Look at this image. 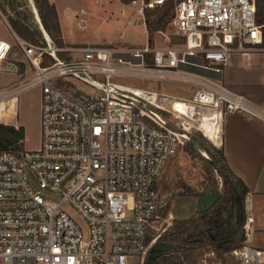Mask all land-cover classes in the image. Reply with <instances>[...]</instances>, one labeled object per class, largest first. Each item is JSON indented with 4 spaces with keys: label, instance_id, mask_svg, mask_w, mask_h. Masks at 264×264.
<instances>
[{
    "label": "built area",
    "instance_id": "1",
    "mask_svg": "<svg viewBox=\"0 0 264 264\" xmlns=\"http://www.w3.org/2000/svg\"><path fill=\"white\" fill-rule=\"evenodd\" d=\"M258 1L125 4L146 33L148 9L174 6L168 25L180 42L165 47L149 39L142 45H57L34 0L42 36L31 40L0 7L11 37L0 38V73L14 76L0 87V102L21 100L32 87L41 91L39 146L27 148L23 137L0 148V264H133L146 255L162 207L158 181L167 163L193 143L192 131L202 132V117L218 110L222 129L227 114L264 120V103L221 78L233 53L264 50ZM142 82L193 91L175 96ZM245 231L247 239L231 250L233 264H264V248L248 240L246 225Z\"/></svg>",
    "mask_w": 264,
    "mask_h": 264
},
{
    "label": "rangeland",
    "instance_id": "2",
    "mask_svg": "<svg viewBox=\"0 0 264 264\" xmlns=\"http://www.w3.org/2000/svg\"><path fill=\"white\" fill-rule=\"evenodd\" d=\"M55 4L57 9L60 32L49 30L51 37L60 46H80L89 44H115L124 45L145 44L151 34V44L165 47L180 42V38L175 36L173 29L168 24L160 25L159 29L152 33L148 23L157 21L170 11V6L156 7L146 11L147 33L143 21L135 15L134 9L127 6L130 0H48ZM20 3V10L28 17L34 25H38L29 0H15ZM35 2V1H34ZM0 7L10 19V16H17L14 10H10L6 1H0ZM126 14H122V10ZM84 10L85 13H81ZM42 20V18H41ZM43 23V22H42ZM131 23V24H128ZM39 26V25H38ZM40 29V28H39ZM124 33L122 36L121 33ZM42 36V35H41ZM39 36V37H41ZM38 37V38H39ZM0 38L11 41V37L5 26L0 24ZM264 48V47H263ZM12 74L0 73V87L12 81ZM153 89L169 93L175 96L190 97L192 87L177 83H139ZM175 100L173 101L174 104ZM18 109L15 115V110ZM40 113H41V91L38 87H32L21 93V100L14 103L8 111V116L0 115V123L6 125H16V128L24 130L25 146L36 148L40 142ZM213 113L205 115L199 125L204 123L205 130L200 129L208 138L217 136L218 123L212 116ZM213 119V120H212ZM198 130L192 131L193 138L198 136ZM209 135H207V134ZM3 130L0 129V138L3 137ZM6 135V136H5ZM4 137L14 140V136L5 133ZM211 138H209L211 140ZM212 141V140H211ZM188 143L167 163L161 178L158 181V189L162 198V207L158 216L153 222L149 231V242H154L171 224L174 219L196 216L198 213L200 197L197 194L186 195L189 189L202 192L208 187H213L211 166L204 159L196 154H191L187 149ZM198 151V150H197ZM197 151L195 153H197ZM206 155V154H205ZM218 180V186L221 185ZM245 216L247 218L246 212ZM234 230L236 242L239 243L242 235L244 241L247 239L245 225ZM155 239V240H154ZM243 241V242H244ZM187 255L195 261V264H233L235 258L231 251L215 253L210 247L199 248ZM144 257H140L133 264H142Z\"/></svg>",
    "mask_w": 264,
    "mask_h": 264
},
{
    "label": "trees",
    "instance_id": "3",
    "mask_svg": "<svg viewBox=\"0 0 264 264\" xmlns=\"http://www.w3.org/2000/svg\"><path fill=\"white\" fill-rule=\"evenodd\" d=\"M4 1L11 7L10 10H14L17 15L10 16V21L18 34L31 40H36L42 35L39 26L28 20L26 13L24 14L20 10V3H16L15 0ZM34 1L46 30L48 32L49 30L60 32L55 4L50 3L48 0ZM173 8L174 6L171 5L170 11L164 16L157 21L148 23L151 33L159 29L162 22L168 24L173 15ZM147 11L149 15L150 9ZM256 20L263 25V43L261 47H264V0L258 1ZM151 40L150 34L149 41ZM0 129L3 130L4 135L9 133L15 138L11 140L2 134L0 148H6L24 137L23 127L19 129L14 125L0 123ZM194 141L199 144L202 150H199L192 142L188 143L187 149L191 154L198 155L210 164L213 187H207L202 192L191 188L185 194H197L200 200L210 193L219 194L220 197L211 207L198 211L196 216L174 219L172 224L152 243L142 264H195V261L187 253L203 247H210L215 253L228 252L239 247L244 241L242 235L239 243H237V235L232 231L239 230L245 223L244 200L249 188L230 167L223 148L215 146L201 133L194 137ZM196 151L197 153H195ZM218 180L222 182L220 186H218ZM240 204H242V209L239 207ZM241 211L243 218L240 224H237L236 216Z\"/></svg>",
    "mask_w": 264,
    "mask_h": 264
},
{
    "label": "crops",
    "instance_id": "4",
    "mask_svg": "<svg viewBox=\"0 0 264 264\" xmlns=\"http://www.w3.org/2000/svg\"><path fill=\"white\" fill-rule=\"evenodd\" d=\"M221 78L235 92L264 103V50L233 53ZM221 123L216 145L249 188L244 200L248 240L264 248V120L232 113L224 117L223 129Z\"/></svg>",
    "mask_w": 264,
    "mask_h": 264
},
{
    "label": "bare ground",
    "instance_id": "5",
    "mask_svg": "<svg viewBox=\"0 0 264 264\" xmlns=\"http://www.w3.org/2000/svg\"><path fill=\"white\" fill-rule=\"evenodd\" d=\"M15 102H18V100L15 98V97H12V98H6V99H3L1 102H0V115L1 114H4L5 116H8V114H7V110L9 111L13 106H14V103ZM7 105H10V107L8 108L7 107ZM173 107L174 108H176V109H180V107H179V103H178V100H175V102H174V104H173ZM211 113H213L212 114V116H213V118L216 120V122L218 123V126H219V124H220V121H221V115H220V113H219V111L218 110H210V111H208L205 115H209V114H211ZM204 115V116H205ZM203 116V117H204ZM202 117V118H203ZM1 118V117H0ZM213 120V119H212ZM201 122V121H200ZM205 125L206 124H204V123H202L201 124V127H200V129H202V130H204L205 132H206V128H205ZM207 134V133H206ZM208 135V134H207ZM209 136V135H208ZM218 137H219V134L217 133V138H211L210 136H209V138H211V140L216 144V143H218L219 142V140H218Z\"/></svg>",
    "mask_w": 264,
    "mask_h": 264
},
{
    "label": "water",
    "instance_id": "6",
    "mask_svg": "<svg viewBox=\"0 0 264 264\" xmlns=\"http://www.w3.org/2000/svg\"><path fill=\"white\" fill-rule=\"evenodd\" d=\"M194 145L199 149V150H202L199 146V144L196 142V141H193ZM220 197L219 194H216V193H210V194H206L201 200H200V203H199V208H198V211H203L205 208L207 207H211L215 202L216 200H218ZM240 209H242V204H240ZM242 211L239 215L236 216V221H237V224H240V222L242 221Z\"/></svg>",
    "mask_w": 264,
    "mask_h": 264
}]
</instances>
